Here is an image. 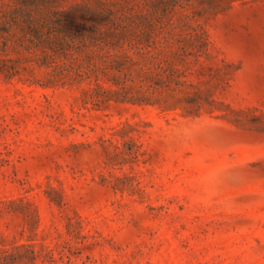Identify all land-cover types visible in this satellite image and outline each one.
<instances>
[{
  "label": "rangeland",
  "instance_id": "obj_1",
  "mask_svg": "<svg viewBox=\"0 0 264 264\" xmlns=\"http://www.w3.org/2000/svg\"><path fill=\"white\" fill-rule=\"evenodd\" d=\"M0 264H264V0H0Z\"/></svg>",
  "mask_w": 264,
  "mask_h": 264
}]
</instances>
